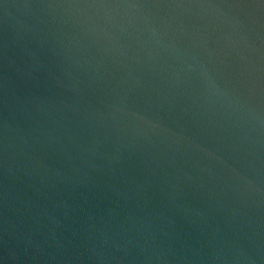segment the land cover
<instances>
[{"label": "water", "instance_id": "water-1", "mask_svg": "<svg viewBox=\"0 0 264 264\" xmlns=\"http://www.w3.org/2000/svg\"><path fill=\"white\" fill-rule=\"evenodd\" d=\"M0 264H264V0H0Z\"/></svg>", "mask_w": 264, "mask_h": 264}]
</instances>
